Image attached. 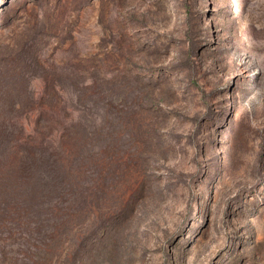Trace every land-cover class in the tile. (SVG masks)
Here are the masks:
<instances>
[{
    "label": "rangeland",
    "instance_id": "rangeland-1",
    "mask_svg": "<svg viewBox=\"0 0 264 264\" xmlns=\"http://www.w3.org/2000/svg\"><path fill=\"white\" fill-rule=\"evenodd\" d=\"M14 80L93 154L0 264H264V0H0V104Z\"/></svg>",
    "mask_w": 264,
    "mask_h": 264
},
{
    "label": "trees",
    "instance_id": "trees-1",
    "mask_svg": "<svg viewBox=\"0 0 264 264\" xmlns=\"http://www.w3.org/2000/svg\"><path fill=\"white\" fill-rule=\"evenodd\" d=\"M8 85L13 86V96L0 104L7 118L0 131V237L10 236L32 254L26 236L45 242L54 211L85 203L74 175L83 170L85 155L93 153L81 148L72 158L71 144L79 147L84 140L78 131L81 124L55 129L56 117L44 112L36 116L37 103L27 94V83L14 80ZM29 117L35 118L34 125L25 126ZM13 118L20 126L10 125ZM88 136L94 140L92 133ZM30 226L37 232H30Z\"/></svg>",
    "mask_w": 264,
    "mask_h": 264
}]
</instances>
